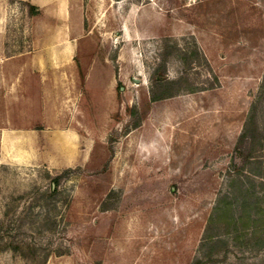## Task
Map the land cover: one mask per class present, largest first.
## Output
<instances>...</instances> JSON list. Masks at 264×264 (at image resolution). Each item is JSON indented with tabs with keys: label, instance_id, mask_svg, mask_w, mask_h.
<instances>
[{
	"label": "rangeland",
	"instance_id": "obj_1",
	"mask_svg": "<svg viewBox=\"0 0 264 264\" xmlns=\"http://www.w3.org/2000/svg\"><path fill=\"white\" fill-rule=\"evenodd\" d=\"M8 23L48 73L25 150L0 135V264H264V0H16ZM156 78L181 81L151 101Z\"/></svg>",
	"mask_w": 264,
	"mask_h": 264
},
{
	"label": "crops",
	"instance_id": "obj_2",
	"mask_svg": "<svg viewBox=\"0 0 264 264\" xmlns=\"http://www.w3.org/2000/svg\"><path fill=\"white\" fill-rule=\"evenodd\" d=\"M14 1L0 0V135H8L16 146L25 150L26 140L31 137L33 76L35 87H41L46 82L48 65L41 53L26 49L24 41L18 51L10 52L7 48L8 13ZM17 1L33 3L36 0ZM62 15L57 12L58 18Z\"/></svg>",
	"mask_w": 264,
	"mask_h": 264
},
{
	"label": "trees",
	"instance_id": "obj_3",
	"mask_svg": "<svg viewBox=\"0 0 264 264\" xmlns=\"http://www.w3.org/2000/svg\"><path fill=\"white\" fill-rule=\"evenodd\" d=\"M163 63H165V61H163ZM180 81H181L180 79L179 80H174V81H169V80L162 79V78H156L155 79V85H154L155 89H151V92H150V100L151 101H155V100L170 96L171 94L169 92H165L164 90H157V91H155V90L158 89V88H161V87L163 88V87H165L167 85L177 84ZM254 119H255V116H254V105H253L252 106V113L247 119L245 127H244L242 133L240 134V138H243L246 135V132H248V129H247L248 125L251 126L252 131H254L256 129L255 128V120ZM57 182L58 181L56 179L54 181V184L56 185Z\"/></svg>",
	"mask_w": 264,
	"mask_h": 264
}]
</instances>
